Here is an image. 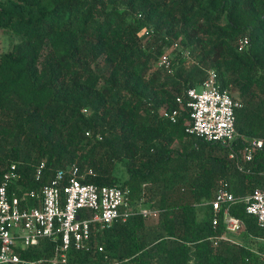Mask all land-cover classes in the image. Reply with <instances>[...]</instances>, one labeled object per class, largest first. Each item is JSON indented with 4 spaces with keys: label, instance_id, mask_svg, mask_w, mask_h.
Here are the masks:
<instances>
[{
    "label": "trees",
    "instance_id": "16d2710c",
    "mask_svg": "<svg viewBox=\"0 0 264 264\" xmlns=\"http://www.w3.org/2000/svg\"><path fill=\"white\" fill-rule=\"evenodd\" d=\"M0 29L12 36L0 52V183L13 164L20 174L9 194L40 191L77 163L93 168L89 182L129 188L134 209L159 210L94 223L89 248L71 247L67 264H264V227L245 202L264 189V144L252 160L232 158L186 132V109L176 122L161 113L213 68L243 104L233 148L264 140V0H0ZM171 47V69L157 66ZM221 180L245 224L239 244L223 238V210L214 223Z\"/></svg>",
    "mask_w": 264,
    "mask_h": 264
},
{
    "label": "built area",
    "instance_id": "2783aa9c",
    "mask_svg": "<svg viewBox=\"0 0 264 264\" xmlns=\"http://www.w3.org/2000/svg\"><path fill=\"white\" fill-rule=\"evenodd\" d=\"M178 44L175 43L174 47ZM248 44L247 35L238 40L241 50ZM186 56L190 57L189 52H186ZM156 65L170 70V54L163 53ZM177 102L178 108L164 107L161 110L162 115L176 122L177 116L186 109L190 116L186 132L229 146L230 157L238 159L241 155L246 160H252L263 147L264 140L253 137L248 139L249 143L243 149L233 148L235 140L240 137L235 124V111L243 104L234 99L227 89L220 87L218 73L213 68L206 69V78L199 87H190L184 95L177 96ZM43 166L44 163L38 167L37 177L40 176ZM93 175V168H82L73 163L67 169L59 170L40 191L29 190L10 195L8 189L11 182L20 177L16 165L13 164L4 173L0 183V264H67L71 247L89 248L94 223L104 229L115 220L126 219L136 212L145 218L158 217V209L142 206L138 210L134 209L129 188L99 186L88 181V177ZM235 199L236 196L228 189L227 183L221 180L210 204L215 214V224L217 214L223 210L227 230L223 238L239 244L240 240L234 235L243 233L245 224L242 219L232 215L228 208V204ZM31 200L36 203L31 205ZM245 202L247 212L254 215L258 224L264 227V189L256 188L245 198ZM44 239L56 243L50 255L39 258L20 256L21 246H35ZM99 249L103 250V247L100 246Z\"/></svg>",
    "mask_w": 264,
    "mask_h": 264
},
{
    "label": "rangeland",
    "instance_id": "374dc122",
    "mask_svg": "<svg viewBox=\"0 0 264 264\" xmlns=\"http://www.w3.org/2000/svg\"><path fill=\"white\" fill-rule=\"evenodd\" d=\"M11 39H12V36L11 34H9L8 31L4 30V29H0V52L6 50L7 48H9L10 46V43H11ZM172 49L171 48H167L166 49V53H171ZM234 97H237V93H234L233 95ZM242 232L240 233H237L234 235V237L238 240L241 239V236H242Z\"/></svg>",
    "mask_w": 264,
    "mask_h": 264
}]
</instances>
